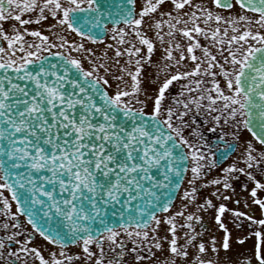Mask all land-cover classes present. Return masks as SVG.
Masks as SVG:
<instances>
[{
	"label": "snow or ice",
	"instance_id": "1",
	"mask_svg": "<svg viewBox=\"0 0 264 264\" xmlns=\"http://www.w3.org/2000/svg\"><path fill=\"white\" fill-rule=\"evenodd\" d=\"M0 264H264V0H0Z\"/></svg>",
	"mask_w": 264,
	"mask_h": 264
},
{
	"label": "flooded vegetation",
	"instance_id": "2",
	"mask_svg": "<svg viewBox=\"0 0 264 264\" xmlns=\"http://www.w3.org/2000/svg\"><path fill=\"white\" fill-rule=\"evenodd\" d=\"M35 26L36 27H40L38 25H31L30 27L34 28ZM42 30H45V34H47V32H46V30H47V22H45L43 24ZM246 135H247L246 133H242V136H246ZM211 139H212L213 144H215L216 143V138L212 137ZM239 150H240L239 147H237L236 150L232 153V155H236L239 152ZM231 159H232V156H229L228 160L222 161V165L230 163ZM214 175H215V171L213 172V176ZM209 178H211V177H209ZM249 187H251V185ZM213 191H215V188L214 187H209L208 189H205L203 191L202 195L208 196L209 199L213 200L214 204L218 205L220 202H224V203L227 204V207L230 208V209H237L238 208L241 211L248 212L249 215H253L255 218H260L261 213L254 205H251V204L249 205V207L252 209L251 211H249L248 208L244 207V200H245L246 193H244L241 189H237V192L240 193L239 198L241 200V203L239 205L234 203V201L236 199L235 196H233L232 199L229 200V201H218V200H216L215 197H212L210 195V193L213 192ZM222 191L224 192V195H230V190H227V191L222 190ZM222 220L225 222L226 226L228 227L229 232L231 234L230 236L247 235L248 232L253 231V230H255L258 227L256 225H253L251 229L248 228V224L250 222L245 220V219H243V218H241V228L237 229L235 227V224L232 223V217H231V214L229 212H225L222 215ZM196 229H197V231L203 233V237H204L205 242L207 241V238H210V237H213V236H215V237L216 236H222V230H220L218 228V226L216 225V222H215V220L213 218V210H211V209H209V211L207 213L203 214V223H202V225L201 224H197L196 225Z\"/></svg>",
	"mask_w": 264,
	"mask_h": 264
},
{
	"label": "rangeland",
	"instance_id": "3",
	"mask_svg": "<svg viewBox=\"0 0 264 264\" xmlns=\"http://www.w3.org/2000/svg\"><path fill=\"white\" fill-rule=\"evenodd\" d=\"M36 27V26H35ZM177 206L179 204V201L176 202ZM239 236H230V243L232 244V254L234 255L236 251H244L246 249H249L253 240L252 238H249L247 240H245L244 244L243 245H239L236 243V239L238 238ZM212 237L210 238H207V241L206 242H209L211 240ZM216 239H217V242L219 243L220 239H221V236H216ZM214 258V257H213Z\"/></svg>",
	"mask_w": 264,
	"mask_h": 264
}]
</instances>
